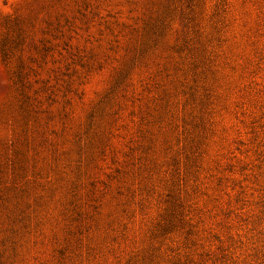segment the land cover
Wrapping results in <instances>:
<instances>
[{
  "label": "rangeland",
  "instance_id": "rangeland-1",
  "mask_svg": "<svg viewBox=\"0 0 264 264\" xmlns=\"http://www.w3.org/2000/svg\"><path fill=\"white\" fill-rule=\"evenodd\" d=\"M0 264H264V0H0Z\"/></svg>",
  "mask_w": 264,
  "mask_h": 264
}]
</instances>
